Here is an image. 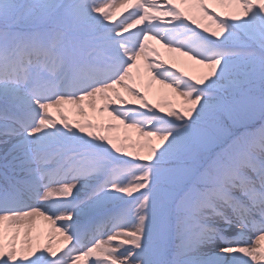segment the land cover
<instances>
[{"label": "snow or ice", "instance_id": "6c2138e0", "mask_svg": "<svg viewBox=\"0 0 264 264\" xmlns=\"http://www.w3.org/2000/svg\"><path fill=\"white\" fill-rule=\"evenodd\" d=\"M0 264H264V0H0Z\"/></svg>", "mask_w": 264, "mask_h": 264}, {"label": "rangeland", "instance_id": "374dc122", "mask_svg": "<svg viewBox=\"0 0 264 264\" xmlns=\"http://www.w3.org/2000/svg\"><path fill=\"white\" fill-rule=\"evenodd\" d=\"M163 51V50H162ZM164 55H165V57H168V58H171V57H173L175 54L174 53H164ZM151 99H153V102H155V98H151ZM162 99L163 98H161V101H162ZM119 134H122V131H121V133H119ZM134 135V134H133Z\"/></svg>", "mask_w": 264, "mask_h": 264}]
</instances>
